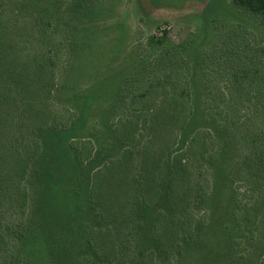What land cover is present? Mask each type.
I'll use <instances>...</instances> for the list:
<instances>
[{
	"label": "trees",
	"instance_id": "1",
	"mask_svg": "<svg viewBox=\"0 0 264 264\" xmlns=\"http://www.w3.org/2000/svg\"><path fill=\"white\" fill-rule=\"evenodd\" d=\"M102 2L0 0V264H264V47L199 60L163 30L106 103L65 105ZM231 3L264 22V0Z\"/></svg>",
	"mask_w": 264,
	"mask_h": 264
},
{
	"label": "rangeland",
	"instance_id": "2",
	"mask_svg": "<svg viewBox=\"0 0 264 264\" xmlns=\"http://www.w3.org/2000/svg\"><path fill=\"white\" fill-rule=\"evenodd\" d=\"M163 30L172 41L197 49L191 59L201 60V51L214 43L233 46L241 55L248 51L247 56L264 47V22L241 12L231 0H103L96 18L85 26L75 25L71 64L60 78L61 102L67 104L73 94L93 89L99 95L98 104L106 103L130 67L138 43ZM63 61L61 54L59 71ZM62 103H57L61 112Z\"/></svg>",
	"mask_w": 264,
	"mask_h": 264
}]
</instances>
